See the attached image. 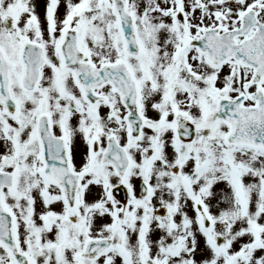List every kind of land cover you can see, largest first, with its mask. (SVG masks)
I'll return each mask as SVG.
<instances>
[{
    "label": "snow or ice",
    "instance_id": "1",
    "mask_svg": "<svg viewBox=\"0 0 264 264\" xmlns=\"http://www.w3.org/2000/svg\"><path fill=\"white\" fill-rule=\"evenodd\" d=\"M0 264H264V0H0Z\"/></svg>",
    "mask_w": 264,
    "mask_h": 264
}]
</instances>
